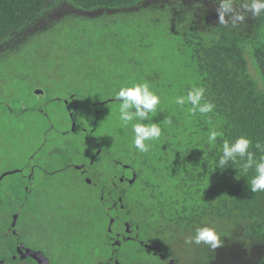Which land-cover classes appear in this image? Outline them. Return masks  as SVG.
I'll return each instance as SVG.
<instances>
[{
	"label": "rangeland",
	"instance_id": "obj_1",
	"mask_svg": "<svg viewBox=\"0 0 264 264\" xmlns=\"http://www.w3.org/2000/svg\"><path fill=\"white\" fill-rule=\"evenodd\" d=\"M245 2L246 0H232L234 12L244 16L242 21H236L235 24H233V13H225L226 23L220 22L219 9L222 0H145L131 8L94 10H83L71 4H61L56 9L39 15L14 36L0 43V95L29 92L32 88H44L45 85H55L60 90L79 91L83 90L82 86L90 85L95 88L102 84L99 90L106 96H112L116 94L117 88H125L126 80L131 79L126 73L130 71L129 69L140 65V61L144 58L150 59L151 62L161 58L158 49L167 48L180 38L179 31H176L178 28L185 34L188 30H202L211 37L222 27L241 33L246 43L244 50L250 74L257 82L259 90L264 93V81L254 64L248 44L262 36L264 12L253 16L251 12L243 9ZM156 18H162L161 22L156 21L158 27L152 22ZM162 24L166 27L163 28ZM138 43L151 44L154 49L140 52L136 49ZM84 57L86 62L78 68L77 64L82 62ZM105 79H110L114 84L104 83ZM129 85L128 87L132 86ZM106 102V119L101 131V143L112 149L113 158L124 160L126 155L130 154L134 142L132 125L137 124V120L133 118L125 125L120 120L119 113L122 101L107 100ZM130 108L125 109V112L132 116L133 112ZM34 114V117L24 116L23 119L28 122L25 125L20 118H10L0 110V177L9 175L5 170L7 165L4 154L10 153L9 150L13 152L16 148L23 149L18 141V129L22 128L21 136L26 137L33 130L31 122L43 123L41 115ZM64 116L62 112L57 125H64ZM62 140L75 144L76 139L62 137ZM84 144L85 152L80 153V160L94 156L91 146L86 141ZM96 160L99 174L107 176L112 168V159L98 157ZM144 161L142 154L137 153L136 168L140 172L139 181L132 188L125 190L124 194L126 201H131L137 211L140 210L138 208L141 204L155 209L157 202L143 185L144 180L151 179L152 176ZM159 176L163 177L161 173ZM71 181L59 183L64 193H59L58 202L60 205L63 204L70 214L77 216L85 211L90 223L98 224L101 216L95 191L78 180L74 183ZM158 182L161 186V180ZM166 187L168 185L159 187V190ZM3 189L0 184V232L9 227L10 222L7 212L11 206L8 194L6 199L4 197L6 194ZM22 208H19L17 223L10 225L12 232L21 231ZM143 214L150 225L164 227L163 230L168 233L173 248L181 254L182 264H260L264 256V225L261 233L254 236L246 228L239 226L223 237L220 233L224 231L227 233L228 230L213 224L205 226L213 229L219 238L218 246L212 248L203 243L197 245L186 242L195 236L196 231L184 232L181 237L178 235L180 238H176L173 235L174 230L172 232V228L162 223L161 219L153 214L147 217L144 212ZM261 220L264 221V214L259 218V221ZM33 243L41 249L49 246L54 249L61 241ZM56 249H54L55 253L53 251L55 255ZM30 263V260L16 262V264Z\"/></svg>",
	"mask_w": 264,
	"mask_h": 264
},
{
	"label": "trees",
	"instance_id": "obj_2",
	"mask_svg": "<svg viewBox=\"0 0 264 264\" xmlns=\"http://www.w3.org/2000/svg\"><path fill=\"white\" fill-rule=\"evenodd\" d=\"M143 1L0 0V43L39 15L64 3L94 10L131 8ZM156 21L161 22L162 18L152 20L158 27ZM176 31L180 38L171 46L158 49L161 58L152 62L144 58L140 65L126 72L131 79L126 80L124 87L147 84L160 99L155 112L146 110L143 120L136 116L134 106L130 108L137 123L146 126L154 123L161 129L159 138L145 141L148 151H137L152 174L143 185L156 198L157 217L174 230L176 238L212 224L228 230L220 233L222 237L239 226L254 236L261 233L264 225V221H259L264 214V191L252 192L250 184L257 175L256 163L264 156V93L250 74L245 40L241 33L224 27L211 37L197 29L186 34L180 28ZM248 44L264 81V32ZM150 48L154 49L151 44L141 43L136 47L140 52ZM85 62L84 57L78 68ZM104 83L113 82L105 79ZM101 85L95 88L86 85L81 89L96 91L106 101L121 102L116 94L123 87L117 88L116 94L106 96L99 90ZM194 88L204 89L201 103H212L211 112H189L192 105L187 101L183 105L175 103L177 97L186 98ZM213 130L222 134L214 144H209L207 138ZM241 136L251 141L248 151L253 153L252 167L245 169L247 158L239 156L235 161L228 160L224 168L217 167L224 141L231 144ZM164 185L168 187L159 190ZM260 264H264V256Z\"/></svg>",
	"mask_w": 264,
	"mask_h": 264
},
{
	"label": "flooded vegetation",
	"instance_id": "obj_3",
	"mask_svg": "<svg viewBox=\"0 0 264 264\" xmlns=\"http://www.w3.org/2000/svg\"><path fill=\"white\" fill-rule=\"evenodd\" d=\"M0 98V110L10 118H20L25 125L28 123L23 119L25 115L34 117V113H39L43 119L42 124L30 123L33 130L28 131L26 137L21 136L23 130L18 127V141L23 149L16 148L4 154L5 170L9 175L0 177V184L5 199L8 194L11 207L7 212L9 227L0 232V249L4 246L7 250L23 253L27 242L61 241L54 247L57 256L51 246L36 248L41 254L50 256L55 264H171L172 256H176L174 264H182L181 254L173 248L164 227L152 226L144 218L143 212L146 217L152 214L157 217L156 211L145 204L137 211L131 201H126L125 190L139 181L137 153L134 163H130L131 151L124 160L113 158L112 149L101 143L107 104L103 95L87 89L68 91L45 85L29 92L0 95ZM62 112L65 123L59 126L57 120ZM74 124L77 131L66 133ZM62 137L75 138V144L63 141ZM85 141L93 149L94 156L80 160V153L85 152ZM97 144L110 153L101 155ZM98 157L112 159V168L105 177L99 174ZM132 170L137 172L135 182L121 190L120 209L107 219L101 200H112L113 191ZM93 176L99 180L97 185L87 182ZM71 179L95 191L101 216L98 224L92 225L85 211L76 216L58 202L59 193H64L59 183H68ZM19 208H22L21 231L12 232L10 225L17 223ZM28 260L38 264L29 257L19 261Z\"/></svg>",
	"mask_w": 264,
	"mask_h": 264
},
{
	"label": "clouds",
	"instance_id": "obj_4",
	"mask_svg": "<svg viewBox=\"0 0 264 264\" xmlns=\"http://www.w3.org/2000/svg\"><path fill=\"white\" fill-rule=\"evenodd\" d=\"M243 9L246 12H251L253 16H258L261 12H264V0H246L243 4ZM220 22L226 23L224 19L225 13H233V24L236 21H242L244 16L235 13L232 7V0H222L220 9ZM204 94L203 88H194L189 91L187 97H177L175 103L183 105L190 103L192 107L189 109V112L199 111L202 114L209 113L213 110L214 105L212 103H201L202 97ZM116 99L122 101L119 106L120 120L123 121L125 125L133 120V117L125 112V109L129 107H135L137 109L136 116L140 120H143L146 116V110H153L155 112L156 106L160 103L159 97L149 90L147 84H136L131 87L121 88L116 94ZM170 123V121H169ZM132 130L135 134L134 136V146L141 152L148 151V147L145 144L146 140L157 139L161 136V129L156 124H151L146 126L144 124H133ZM218 131H211L208 135V143L214 144L217 136L221 135ZM251 141L244 137H238L234 143L229 144L227 140L224 141L222 147V156L217 162V167L224 168V165L228 160L235 161L237 156L241 159L245 157L246 162L243 164L245 169L252 167L253 165V153L249 152V146ZM259 148L260 145L257 144ZM256 173L251 181V191L259 192L264 191V156L261 157L260 162L256 163ZM187 243H195L200 245L201 243L205 245H210L212 248H216L219 244V238L215 231L211 228H197L196 234L194 237L190 238Z\"/></svg>",
	"mask_w": 264,
	"mask_h": 264
},
{
	"label": "water",
	"instance_id": "obj_5",
	"mask_svg": "<svg viewBox=\"0 0 264 264\" xmlns=\"http://www.w3.org/2000/svg\"><path fill=\"white\" fill-rule=\"evenodd\" d=\"M76 131H77V126L74 124L70 129V131L66 133L72 134ZM97 146L100 150L101 155L110 153V151L102 149L99 146V144H97ZM136 152H137V148L134 146V142H133L131 155L128 158L130 163H134ZM136 178H137V172L135 170L127 172L122 178V182L119 184L117 189L113 191L112 200L106 198L101 200V205L103 207L107 219H109L111 216L116 214L120 209V205L122 203L121 190L123 188H127L131 186L135 182ZM87 182L97 185L99 180L96 176H93L91 179H87ZM19 243L21 242L19 241ZM28 257L38 262V264H55L50 256L41 254L39 250L36 248L35 244L31 242H27L24 245L23 253L18 250H7V248H4V246H2L0 249V264H11V260L19 261ZM175 260H176V256H172L171 264H174Z\"/></svg>",
	"mask_w": 264,
	"mask_h": 264
}]
</instances>
